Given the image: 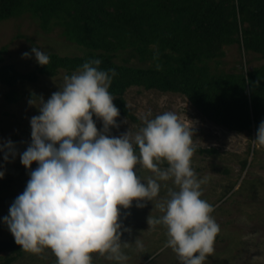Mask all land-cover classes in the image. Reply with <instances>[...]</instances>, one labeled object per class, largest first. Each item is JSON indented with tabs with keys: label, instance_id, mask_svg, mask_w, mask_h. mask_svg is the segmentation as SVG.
Masks as SVG:
<instances>
[{
	"label": "clouds",
	"instance_id": "clouds-1",
	"mask_svg": "<svg viewBox=\"0 0 264 264\" xmlns=\"http://www.w3.org/2000/svg\"><path fill=\"white\" fill-rule=\"evenodd\" d=\"M32 55L41 66L50 62L49 54L35 46L22 58ZM100 64L98 59L86 62L65 76L63 87L47 101L37 97L39 107L29 101L39 115L30 119L26 150L18 152L11 140L0 145L5 163L19 155L30 176L3 218L5 225L24 251L41 254L50 249L57 264H93V254L126 264L122 249L133 243L122 242L123 232L131 229L123 228L120 209H130L133 201L137 208L146 207L144 202L159 196V181L171 180L175 188L157 205L164 214H151L148 224L167 229L164 247L181 264H204L220 227L212 216L214 207L202 198L204 181L192 167V129L176 113L164 112L145 119L135 133L130 128L111 135L112 128L120 127V111L108 90L116 73L100 70ZM94 116L103 122L102 131ZM252 142L264 146V121ZM164 162L168 167H161ZM138 165L154 178L142 180ZM4 178L0 171V180ZM134 245L143 249L140 238Z\"/></svg>",
	"mask_w": 264,
	"mask_h": 264
},
{
	"label": "trees",
	"instance_id": "trees-1",
	"mask_svg": "<svg viewBox=\"0 0 264 264\" xmlns=\"http://www.w3.org/2000/svg\"><path fill=\"white\" fill-rule=\"evenodd\" d=\"M25 15L47 31L61 27L62 36L86 52L50 53L46 66L20 72L6 64L8 49L1 48L0 84L13 91L12 102L20 98L14 91L21 84L61 70L77 72L98 59L100 70L116 73L108 90L127 118L133 116L126 92L141 87L181 94L205 118L231 131L253 133L264 121V65L247 70L241 61L240 73L211 67L227 46L264 59V0H0V23ZM6 251L20 254L22 247L13 238L0 242V252ZM13 260L8 256L5 264Z\"/></svg>",
	"mask_w": 264,
	"mask_h": 264
},
{
	"label": "rangeland",
	"instance_id": "rangeland-1",
	"mask_svg": "<svg viewBox=\"0 0 264 264\" xmlns=\"http://www.w3.org/2000/svg\"><path fill=\"white\" fill-rule=\"evenodd\" d=\"M62 32L59 26L51 31L44 30L40 22L29 15L1 22L0 49H8L6 64L20 72L33 71L38 64L34 55L30 59L22 58L23 53H31L33 46L47 54L56 53L63 57L84 55L85 48L67 41ZM224 51V57L211 62L213 71L240 73L241 61L247 70L264 65L261 55L243 54L238 45L227 46ZM73 73L61 70L53 77L42 76L37 83L21 84L14 91L16 97H20L15 102L8 99V94L13 91L0 84V145L11 140L18 152L26 150L31 143L30 119L39 115L29 101L33 99L35 106L39 107L37 97L47 101L63 87L64 77ZM125 97L133 118L120 114L117 120L120 127L112 128L111 135L120 136L130 128L135 133L144 126L145 119L155 118L164 112L176 113L193 131L195 152L192 167L197 177L204 181L202 198L214 207L212 216L220 227L214 251L204 264H264V146L253 144L256 132H235L211 122L181 94L133 87ZM125 120L128 123H124ZM94 121L98 130L102 131L103 122L96 117ZM198 149L205 152H198ZM3 156L0 152V171L5 172V178L0 180V242L14 238L3 218L9 214L10 206L30 179L29 170L21 164L19 155L8 163ZM36 167L38 165L34 163L32 168ZM161 167H168L167 162ZM138 169L140 178L145 182L150 177L154 178V174L143 166L138 165ZM159 183L161 191L153 204L144 202L146 207L137 208V202L133 201L130 209H120L123 228L131 229L130 233L123 232L122 242L133 243L122 249L128 256L126 264H181L177 254L164 247L168 239L167 229L163 225L150 228L148 224L151 214L157 218L164 214L157 205L168 199L169 190L175 188L171 180ZM137 238L143 243L142 250L134 245ZM8 256L15 257L11 264H57V257L50 249L41 254L23 249L20 254L0 252V264H5ZM93 264L120 262L93 254Z\"/></svg>",
	"mask_w": 264,
	"mask_h": 264
}]
</instances>
